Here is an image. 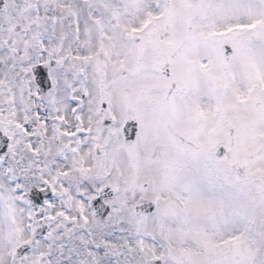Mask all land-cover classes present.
Returning a JSON list of instances; mask_svg holds the SVG:
<instances>
[{"label": "snow or ice", "instance_id": "obj_1", "mask_svg": "<svg viewBox=\"0 0 264 264\" xmlns=\"http://www.w3.org/2000/svg\"><path fill=\"white\" fill-rule=\"evenodd\" d=\"M0 264H264V0H0Z\"/></svg>", "mask_w": 264, "mask_h": 264}]
</instances>
